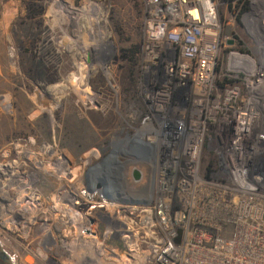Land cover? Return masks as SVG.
<instances>
[{
  "label": "built area",
  "instance_id": "1",
  "mask_svg": "<svg viewBox=\"0 0 264 264\" xmlns=\"http://www.w3.org/2000/svg\"><path fill=\"white\" fill-rule=\"evenodd\" d=\"M261 1L248 0L242 8V29L250 41L241 50L237 40L225 34L229 24L221 19L217 0H141L136 81L140 108L130 115L131 120L138 115L136 122L127 121L108 146L111 149L114 141L124 145L117 158L131 184L150 181L137 199L148 204L138 206L139 220L132 222H125L118 210L92 217L75 210L80 200L72 192L65 202L79 220L68 218L77 221L82 238L97 237L99 221L107 219L104 239L134 237L144 246L125 263L137 256L157 264H264ZM87 34L81 73L87 71L88 76L95 58L89 50L95 30ZM133 137L150 144L152 151L141 158L128 153L126 141ZM28 153L23 154L26 163ZM28 188V177L15 160L0 163V217L22 219L23 208L7 207L14 204V189ZM95 194L91 208H103L109 200L96 190H85L87 198ZM37 205L31 201V208ZM102 251L116 256L114 248Z\"/></svg>",
  "mask_w": 264,
  "mask_h": 264
},
{
  "label": "rangeland",
  "instance_id": "2",
  "mask_svg": "<svg viewBox=\"0 0 264 264\" xmlns=\"http://www.w3.org/2000/svg\"><path fill=\"white\" fill-rule=\"evenodd\" d=\"M217 1L221 19L236 29L237 48L246 49L241 12L248 0H235L231 9ZM90 28L95 58L87 76L81 68ZM142 34L141 0H0V163L15 160L29 184L25 192H11L14 204L7 207L23 208L22 219L0 217V247L12 264H125L144 248L134 237L104 239L107 219L99 221L93 245L83 242L77 221L68 218L79 216L65 202L77 192L75 210L92 217L118 210L132 222L141 214L142 202L128 201L147 185L131 184L124 170L126 201L91 208L97 196L86 197L84 175L126 122L137 120L130 118L140 108L137 78L123 54L140 51ZM106 247L116 256L102 251ZM126 264L157 263L136 256Z\"/></svg>",
  "mask_w": 264,
  "mask_h": 264
},
{
  "label": "water",
  "instance_id": "3",
  "mask_svg": "<svg viewBox=\"0 0 264 264\" xmlns=\"http://www.w3.org/2000/svg\"><path fill=\"white\" fill-rule=\"evenodd\" d=\"M225 34L231 35V26L227 25L225 28ZM229 43L232 40L228 41ZM118 146V145H117ZM113 144L111 149L103 155L100 159L95 161L93 164L89 165L85 171V182L86 190L89 192L97 191L101 198L109 200V202H125L126 200L121 197V191L112 188V181H119L121 179V172L124 168L123 164L118 160L117 155L123 146H118ZM128 153L135 156L136 158H141L144 152L152 151L150 144L141 142L136 138H130L126 141V146ZM109 173V174H108ZM132 175L135 179H139L140 173L136 169H133ZM128 202H137L138 200H131ZM140 204L147 205L148 202H142ZM91 221H93L91 219ZM180 232V231H179ZM179 241V237L176 238Z\"/></svg>",
  "mask_w": 264,
  "mask_h": 264
},
{
  "label": "trees",
  "instance_id": "4",
  "mask_svg": "<svg viewBox=\"0 0 264 264\" xmlns=\"http://www.w3.org/2000/svg\"><path fill=\"white\" fill-rule=\"evenodd\" d=\"M226 2H228V8L231 9L233 2L235 0H224ZM239 1V0H238ZM138 52V54H137ZM139 53L140 51H138L137 48H133V49H127L125 50V53L123 54V57L130 62L131 66L133 67V69L131 70L132 73L134 74V81L137 78L138 75V67H139ZM0 260L3 261H9L8 257L5 255V253L2 251L1 247H0Z\"/></svg>",
  "mask_w": 264,
  "mask_h": 264
},
{
  "label": "bare ground",
  "instance_id": "5",
  "mask_svg": "<svg viewBox=\"0 0 264 264\" xmlns=\"http://www.w3.org/2000/svg\"><path fill=\"white\" fill-rule=\"evenodd\" d=\"M92 12H93V11H92ZM117 142H118V141H117ZM117 142L114 141L113 144L116 143V146L118 145V146H123V147H124L123 144H120V143L118 144ZM118 146H117V147H118ZM127 172H128V170H127ZM108 174H109V173H108ZM123 174H124V170H122V172H121V178H123ZM146 179H147V177H146ZM112 180H114V179H112ZM112 180H111V182H112V188H114V189H119V190H121L122 194H126V192L123 190V187H122V186H123V185H122V181H121V180H119V181H112ZM146 181H147V183H143L142 186H144V185H147V186H148V184H149L150 181H149L148 179H147ZM73 187H74V186H73ZM121 187H122V188H121ZM71 189H72V187H71ZM145 189L147 190L148 188L144 187V190H145ZM71 191H72V190H71ZM71 191H70V192H71ZM66 192H67V191H66ZM70 192H69V193H70ZM71 193H72V192H71ZM71 193H70V195H73V194H71ZM125 264H126V263H125Z\"/></svg>",
  "mask_w": 264,
  "mask_h": 264
},
{
  "label": "flooded vegetation",
  "instance_id": "6",
  "mask_svg": "<svg viewBox=\"0 0 264 264\" xmlns=\"http://www.w3.org/2000/svg\"><path fill=\"white\" fill-rule=\"evenodd\" d=\"M262 2V4L264 5V0H262L261 1ZM231 35H232V37L234 38V39H236L237 40V32H236V29L234 28V27H232L231 28ZM237 43L239 44V41L237 40ZM240 45V44H239ZM102 157V156H101ZM101 157H99V159L101 158ZM98 160V159H97ZM96 160V161H97Z\"/></svg>",
  "mask_w": 264,
  "mask_h": 264
},
{
  "label": "crops",
  "instance_id": "7",
  "mask_svg": "<svg viewBox=\"0 0 264 264\" xmlns=\"http://www.w3.org/2000/svg\"><path fill=\"white\" fill-rule=\"evenodd\" d=\"M83 240V242H85V243H90V244H92L93 245V242H94V237H87V238H82ZM92 242V243H91Z\"/></svg>",
  "mask_w": 264,
  "mask_h": 264
}]
</instances>
